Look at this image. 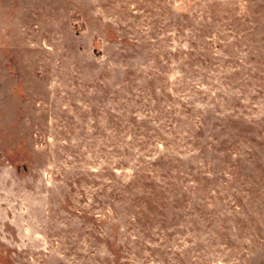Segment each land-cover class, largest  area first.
Returning a JSON list of instances; mask_svg holds the SVG:
<instances>
[{
	"label": "rangeland",
	"instance_id": "374dc122",
	"mask_svg": "<svg viewBox=\"0 0 264 264\" xmlns=\"http://www.w3.org/2000/svg\"><path fill=\"white\" fill-rule=\"evenodd\" d=\"M0 264H264V0H0Z\"/></svg>",
	"mask_w": 264,
	"mask_h": 264
}]
</instances>
